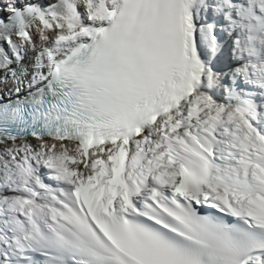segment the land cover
I'll return each mask as SVG.
<instances>
[{"label": "snow or ice", "instance_id": "1", "mask_svg": "<svg viewBox=\"0 0 264 264\" xmlns=\"http://www.w3.org/2000/svg\"><path fill=\"white\" fill-rule=\"evenodd\" d=\"M0 264H264V0H0Z\"/></svg>", "mask_w": 264, "mask_h": 264}]
</instances>
